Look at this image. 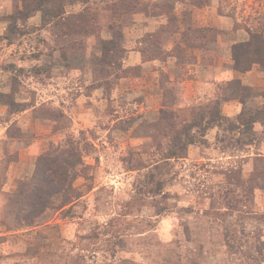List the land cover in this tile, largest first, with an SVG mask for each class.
Here are the masks:
<instances>
[{"label": "rangeland", "instance_id": "rangeland-1", "mask_svg": "<svg viewBox=\"0 0 264 264\" xmlns=\"http://www.w3.org/2000/svg\"><path fill=\"white\" fill-rule=\"evenodd\" d=\"M257 36L264 0H0V264H264V97L222 111L264 90Z\"/></svg>", "mask_w": 264, "mask_h": 264}, {"label": "trees", "instance_id": "trees-1", "mask_svg": "<svg viewBox=\"0 0 264 264\" xmlns=\"http://www.w3.org/2000/svg\"><path fill=\"white\" fill-rule=\"evenodd\" d=\"M260 41H263L261 36H257ZM258 42V41H257ZM264 42V41H263ZM256 46H255V45ZM264 48V44H256L252 40H247L242 43L234 44L232 47L233 54V68L240 72H245L249 70L250 66H247L246 62H242L241 58L238 56L239 51L243 53L246 48ZM254 61V60H253ZM250 63L252 61L250 60ZM254 63L260 64L264 70V56L263 58H256ZM236 89L241 90L240 100L238 101L242 108L238 113V118L243 119V117H248V120L244 121L245 124H249L252 127V124L256 121L261 120L262 118L257 115V113H263V110L255 109L254 111L245 110L244 108V99L246 96L264 97V90L262 92H255L253 89L246 85H241L239 80H235ZM246 91V93H242ZM225 99V98H224ZM219 114V113H218ZM219 118H221L219 116ZM81 160L80 154L77 150L72 148H67L65 150H59L56 153H45L38 157L35 171L32 177V189L31 194L34 198L36 204H45L48 202V199L56 193L61 192L67 186L69 170L78 164Z\"/></svg>", "mask_w": 264, "mask_h": 264}, {"label": "crops", "instance_id": "crops-1", "mask_svg": "<svg viewBox=\"0 0 264 264\" xmlns=\"http://www.w3.org/2000/svg\"><path fill=\"white\" fill-rule=\"evenodd\" d=\"M247 73H249V72H247ZM240 78H242V76H240ZM240 110H241V106L239 104H237V103L233 104L230 101H225L223 108H222V111L226 116H234V115L238 114L240 112Z\"/></svg>", "mask_w": 264, "mask_h": 264}]
</instances>
